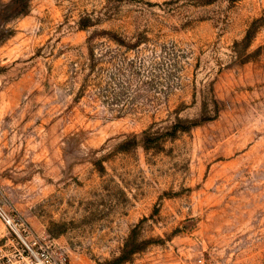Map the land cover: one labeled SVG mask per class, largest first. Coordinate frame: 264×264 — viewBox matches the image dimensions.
<instances>
[{"label":"rangeland","instance_id":"obj_1","mask_svg":"<svg viewBox=\"0 0 264 264\" xmlns=\"http://www.w3.org/2000/svg\"><path fill=\"white\" fill-rule=\"evenodd\" d=\"M0 206L70 264H264V0H0Z\"/></svg>","mask_w":264,"mask_h":264},{"label":"built area","instance_id":"obj_2","mask_svg":"<svg viewBox=\"0 0 264 264\" xmlns=\"http://www.w3.org/2000/svg\"><path fill=\"white\" fill-rule=\"evenodd\" d=\"M0 217L13 232L18 244L14 255H6L1 264H70L69 254L64 246L36 234L29 226L19 225L1 206Z\"/></svg>","mask_w":264,"mask_h":264}]
</instances>
